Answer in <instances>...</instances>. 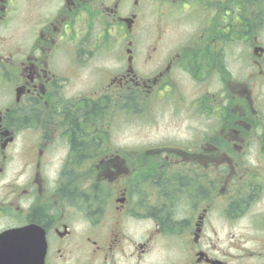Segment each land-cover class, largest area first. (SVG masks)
I'll use <instances>...</instances> for the list:
<instances>
[{
  "label": "flooded vegetation",
  "instance_id": "obj_1",
  "mask_svg": "<svg viewBox=\"0 0 264 264\" xmlns=\"http://www.w3.org/2000/svg\"><path fill=\"white\" fill-rule=\"evenodd\" d=\"M142 5L0 0V264H264V0Z\"/></svg>",
  "mask_w": 264,
  "mask_h": 264
},
{
  "label": "rangeland",
  "instance_id": "obj_2",
  "mask_svg": "<svg viewBox=\"0 0 264 264\" xmlns=\"http://www.w3.org/2000/svg\"><path fill=\"white\" fill-rule=\"evenodd\" d=\"M144 10L142 5V18H141V25L146 29V33H149L151 30V26L153 27V22L156 21V15L154 9H152L151 0H143ZM175 22H172V25ZM189 28V26L182 24L180 29ZM168 30L169 35L166 36L165 41L168 39L173 38L174 34L178 35L179 29H172L169 26L166 27ZM144 39V38H143ZM148 39V38H147ZM115 62L114 56L111 55L108 59V63L113 65ZM185 84V89H191ZM192 90V89H191ZM194 92H190L187 96L191 97ZM190 99H187V103H189ZM186 109V107L184 108ZM128 117L123 119L121 124L111 125V122H108L109 127L111 126L112 133L114 134V138L116 142H122L123 146H130L133 145V142L136 140L142 141H153L151 138H155L157 135H183L184 133H178L177 129H180L181 126H185L187 123V115L184 110L179 111L178 113H174L171 109L170 112H164L162 117L159 118V121L152 122L150 119H144L143 117H135L133 112L129 113V109L123 110ZM167 124L169 127L161 128L162 133H159L158 126L165 127L163 125ZM184 124V125H183ZM177 128V129H176ZM165 130V131H164ZM159 133V134H158ZM151 137V138H150Z\"/></svg>",
  "mask_w": 264,
  "mask_h": 264
}]
</instances>
